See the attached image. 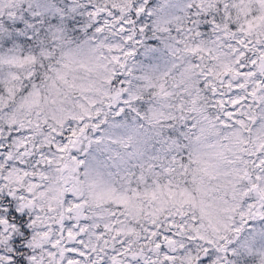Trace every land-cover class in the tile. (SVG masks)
Listing matches in <instances>:
<instances>
[{"label": "snow or ice", "instance_id": "1", "mask_svg": "<svg viewBox=\"0 0 264 264\" xmlns=\"http://www.w3.org/2000/svg\"><path fill=\"white\" fill-rule=\"evenodd\" d=\"M0 264H264V0H0Z\"/></svg>", "mask_w": 264, "mask_h": 264}]
</instances>
